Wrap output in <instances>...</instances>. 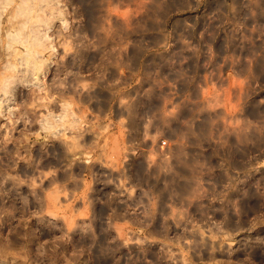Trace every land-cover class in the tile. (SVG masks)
Instances as JSON below:
<instances>
[{
    "label": "rangeland",
    "instance_id": "1",
    "mask_svg": "<svg viewBox=\"0 0 264 264\" xmlns=\"http://www.w3.org/2000/svg\"><path fill=\"white\" fill-rule=\"evenodd\" d=\"M38 3L64 12L48 30L0 0V73L18 62L14 92L37 91L14 53L40 29V78L65 72L38 102L63 91L75 114L48 131L0 113V264H264V0ZM143 122L153 153L132 167Z\"/></svg>",
    "mask_w": 264,
    "mask_h": 264
},
{
    "label": "bare ground",
    "instance_id": "2",
    "mask_svg": "<svg viewBox=\"0 0 264 264\" xmlns=\"http://www.w3.org/2000/svg\"><path fill=\"white\" fill-rule=\"evenodd\" d=\"M29 1H33V4L31 5ZM19 3H23V4H27L29 3L28 5H31L30 8L28 9L30 13H32L33 16H31V19L32 18H35V17H39L38 21L40 23L38 24H43L45 25V29L47 27V30L51 27V22L54 18H59L60 15H64V12L63 10L61 9H58L56 8L55 5H50L48 6L47 8L45 9H42V10H39L41 9V7L38 6V0H19ZM93 8H90L89 9V15L91 14V11H92ZM38 11H41L38 13ZM37 13V14H36ZM35 15V16H34ZM62 20V19H61ZM64 23H66V21L63 20ZM38 24L36 26H38ZM7 28V27H6ZM30 29L32 30L33 27H30ZM5 30V29H4ZM29 30V29H28ZM35 30H36V27H35ZM40 30V29H39ZM39 30H37L39 32ZM27 31V30H26ZM33 31V30H32ZM36 31V32H37ZM36 32H32V35L35 34V36H31L30 33H29V36H31V40L30 41H27L26 42V47H25V51L23 50H16L17 52L14 53V56H18V55H22L21 58V62L19 61V63H22L24 66H26V70H24L25 74L24 76L27 78L26 76V73H28V75L30 74L31 78H28L26 79L25 81L28 83L25 84V85H29V86H36L37 87V91L34 92V91H29L25 94H21V95H17L15 92H14V88L15 86L19 85L21 82H20V79L21 77H17V74L19 71H15V67L17 66V63L18 62H15L13 61L12 63H10V65L13 67L12 70L8 69L9 71L7 72H3L0 73V95L1 96H6L8 95V98H4L3 100L0 99V101L2 100V102H7L11 99V95L12 96V99L15 100V99H18L20 100V106L18 108V110H14L13 108H11L9 106V102H8V105L7 103L5 105H3L1 102H0V113L5 116V118L7 119L8 117L10 118L11 115L14 116L15 115V112L16 114H18L19 116H27V114H31V120L29 122V124H36L38 125L39 128H42L43 130H51V129H56L57 127L60 128L61 125L64 126L63 124L66 122V120H71L69 119L70 116L72 115L73 113V110L75 111V108L74 109H71V104L69 101H67L66 99H64V92L63 91H59L60 93L57 92V96L55 98H58V101L56 103H50L49 101L47 103H39L38 100L43 98L42 95H37V93L41 90H43V92H45L47 95H51V93L54 92V88L55 86H57L59 84V82L61 84L59 85H62L63 82L61 81L63 79V77H61V75H64L63 73L65 72L64 71V68H55V70L53 71H50V75L48 76L47 78V81L45 82L42 78H40L42 75H46L48 74V68L50 66V57H43L42 56V53L44 54V50L46 49H50V50H54L55 49V46L53 45V41L50 40V36L47 35V33H43L44 34V38L46 39H43V37H37L38 34H36ZM47 32V31H45ZM27 34V33H26ZM18 37V36H17ZM26 37H28L26 35ZM26 37H24L22 40L23 41H26ZM15 38V39H14ZM19 38V37H18ZM22 38V37H21ZM16 40V36L14 37L13 36V39L11 38V43L13 42V44H16L18 43L19 39H17V42L14 41ZM21 40V42L23 43V41ZM48 40V41H47ZM16 42V43H14ZM20 42V43H21ZM71 42V41H70ZM69 42V43H70ZM67 41H66V46L69 44ZM24 44V43H23ZM24 45V46H25ZM6 47V46H5ZM73 47V46H72ZM7 48V47H6ZM66 48V47H65ZM67 49V48H66ZM7 53V52H6ZM54 53V52H53ZM10 54V53H9ZM13 54V52L11 53ZM6 55V54H5ZM1 59V58H0ZM6 59V58H4ZM3 61V60H2ZM1 64V63H0ZM1 66V65H0ZM3 67V66H2ZM1 68V67H0ZM2 69V68H1ZM0 69V70H1ZM66 70V69H65ZM69 71V70H68ZM79 71V70H78ZM1 72V71H0ZM23 73V72H21ZM20 73V74H21ZM67 73V71H66ZM81 73V72H80ZM19 75V74H18ZM21 76V75H20ZM29 77V76H28ZM23 79H25L24 77L22 78V83H23ZM65 79V78H64ZM24 81V82H25ZM66 82V81H65ZM19 83V84H18ZM17 84V85H16ZM21 85V84H20ZM54 87V88H53ZM57 88V87H56ZM16 89V88H15ZM56 90V89H55ZM53 91V92H51ZM55 93V92H54ZM9 94H11L9 96ZM20 94V93H19ZM47 95H44L45 97H48ZM53 95V94H52ZM67 95V94H66ZM0 96V98H1ZM55 96V94L53 95ZM2 97V98H3ZM10 97V98H9ZM9 99V100H8ZM38 105H43V106H47L48 107V110L47 112L44 114V115H40V117H38L37 113L35 112V110H32L31 107H36ZM2 106H7L6 108H8V110L6 111L7 112V115H6V112H4L1 108ZM57 109V111L55 110ZM75 114V112L73 113ZM74 116V115H73ZM75 117V116H74ZM74 117H73V120H74ZM80 120V119H79ZM9 128H6L5 130V135H10L9 133H11V130L14 128L15 130V127H13L15 125V123L17 122L16 119H13L11 118L9 120ZM76 121V120H75ZM70 122V121H69ZM69 122H67V125L66 126H69ZM72 123V127H74L75 125L73 124V122L71 121ZM70 123V124H71ZM75 123V122H74ZM81 124V122H80ZM3 125V123H1V126ZM60 125V127H59ZM74 125V126H73ZM65 127L63 128V132L61 133L62 136L65 137ZM70 127V126H69ZM57 128V129H58ZM62 129V128H60ZM79 129H81V125L79 127ZM83 129L80 131V136L83 135ZM52 132V131H51ZM54 132V131H53ZM52 132V133H53ZM48 133V132H47ZM79 133V132H78ZM23 134V133H22ZM21 134V135H22ZM26 135V134H24ZM61 136V135H60ZM84 137L86 138L85 136V133H84ZM9 138V137H8ZM81 138V137H80ZM82 140L83 137L81 138ZM76 141V140H75ZM66 142V141H65ZM73 142V140L71 141ZM83 142H86L85 140ZM68 143V142H66ZM77 143V142H76ZM75 143V144H76ZM79 143V141H78ZM77 143V144H78ZM74 144V145H75ZM82 144V143H81ZM68 145V144H67ZM72 145V144H71ZM80 145V144H79ZM84 145V144H82ZM81 145V146H82ZM87 144L85 143V146ZM73 146V145H72ZM76 146V145H75ZM15 147V146H14ZM9 148V147H8ZM11 148V147H10ZM73 148L75 149V147L73 146ZM13 149V148H12ZM19 147H16L15 148V152H19ZM7 150V149H6ZM70 150V148H69ZM9 151V149H8ZM31 153V152H30ZM42 153V152H41ZM65 154H66V151H65ZM68 154V153H67ZM142 165V164H141ZM131 174V173H130ZM57 190V189H56ZM60 191V190H59ZM57 195V194H56Z\"/></svg>",
    "mask_w": 264,
    "mask_h": 264
},
{
    "label": "built area",
    "instance_id": "3",
    "mask_svg": "<svg viewBox=\"0 0 264 264\" xmlns=\"http://www.w3.org/2000/svg\"><path fill=\"white\" fill-rule=\"evenodd\" d=\"M145 121L146 122L149 121L148 116H146ZM130 129H131V131L129 133V140L131 141L130 143L132 145L131 156L135 157V159L134 160L131 159L127 164L132 165V167H134V165L137 162H140L139 160L143 155H148L150 153H153V142L151 140L153 133H150V137L148 135H146V129H145V123L144 122H143V124H141V126L135 127V129L134 128H130ZM76 134L78 135V132L77 133H76V131L71 132V135L73 136L72 144H75V142H76L75 141V139H77L75 137ZM90 135L92 136V133ZM92 137H94V136H92ZM87 143L90 145L92 143V139L89 140ZM145 144H147V147L144 146ZM167 145H168L167 140L162 139L160 141L159 147L165 148Z\"/></svg>",
    "mask_w": 264,
    "mask_h": 264
},
{
    "label": "flooded vegetation",
    "instance_id": "4",
    "mask_svg": "<svg viewBox=\"0 0 264 264\" xmlns=\"http://www.w3.org/2000/svg\"><path fill=\"white\" fill-rule=\"evenodd\" d=\"M87 67H84V68H73L72 69V73H78L79 71L78 70H80V71H83V70H85ZM91 72H83L81 75L82 76H85V75H89Z\"/></svg>",
    "mask_w": 264,
    "mask_h": 264
}]
</instances>
